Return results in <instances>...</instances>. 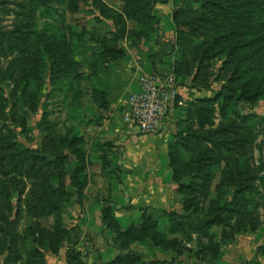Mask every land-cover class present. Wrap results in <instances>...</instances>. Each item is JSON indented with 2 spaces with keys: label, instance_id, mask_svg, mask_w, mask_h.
Listing matches in <instances>:
<instances>
[{
  "label": "rangeland",
  "instance_id": "1",
  "mask_svg": "<svg viewBox=\"0 0 264 264\" xmlns=\"http://www.w3.org/2000/svg\"><path fill=\"white\" fill-rule=\"evenodd\" d=\"M0 264H264V0H0Z\"/></svg>",
  "mask_w": 264,
  "mask_h": 264
},
{
  "label": "built area",
  "instance_id": "2",
  "mask_svg": "<svg viewBox=\"0 0 264 264\" xmlns=\"http://www.w3.org/2000/svg\"><path fill=\"white\" fill-rule=\"evenodd\" d=\"M173 76L145 74L139 91L123 102V123L135 131L157 132L164 127L174 97Z\"/></svg>",
  "mask_w": 264,
  "mask_h": 264
},
{
  "label": "crops",
  "instance_id": "3",
  "mask_svg": "<svg viewBox=\"0 0 264 264\" xmlns=\"http://www.w3.org/2000/svg\"><path fill=\"white\" fill-rule=\"evenodd\" d=\"M140 75H141V72H138V74H137V76H135L134 77V82L132 81V83H131V85H130V87L133 89V92H136V91H139L140 90V84H139V82H138V77H140ZM136 79V80H135ZM129 96V95H128ZM167 119H168V115H167V117H166V122H165V124H164V127L163 128H165L166 127V125H167ZM123 125L127 128V130H132L133 131V129H130L129 127H127L124 123H123Z\"/></svg>",
  "mask_w": 264,
  "mask_h": 264
},
{
  "label": "trees",
  "instance_id": "4",
  "mask_svg": "<svg viewBox=\"0 0 264 264\" xmlns=\"http://www.w3.org/2000/svg\"><path fill=\"white\" fill-rule=\"evenodd\" d=\"M155 17V16H154ZM156 20H158L159 18L155 17ZM118 171V170H117ZM118 173H120V171H118ZM71 255V254H70Z\"/></svg>",
  "mask_w": 264,
  "mask_h": 264
}]
</instances>
